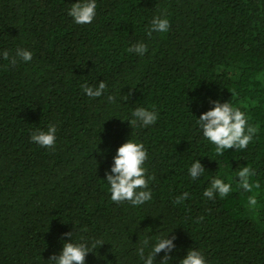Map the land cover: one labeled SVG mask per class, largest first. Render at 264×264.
Listing matches in <instances>:
<instances>
[{
    "label": "trees",
    "instance_id": "trees-1",
    "mask_svg": "<svg viewBox=\"0 0 264 264\" xmlns=\"http://www.w3.org/2000/svg\"><path fill=\"white\" fill-rule=\"evenodd\" d=\"M76 2L0 0V264H50L69 242L91 249L84 264H144L138 249L147 258L162 234L174 247L153 264H180L190 249L209 264H264V0H97L88 24L68 16ZM158 14L170 30L149 37ZM139 43L143 57L127 51ZM102 81L101 97L82 93ZM214 102L236 104L259 126L245 149L216 155L202 137L196 117ZM139 106L154 107L157 122L133 125ZM49 124L56 144L42 148L30 133ZM133 137L155 177L139 206L111 201L106 187L118 147ZM195 159L205 172L193 181ZM247 165L255 206L235 175ZM221 173L232 191L203 197Z\"/></svg>",
    "mask_w": 264,
    "mask_h": 264
},
{
    "label": "clouds",
    "instance_id": "clouds-1",
    "mask_svg": "<svg viewBox=\"0 0 264 264\" xmlns=\"http://www.w3.org/2000/svg\"><path fill=\"white\" fill-rule=\"evenodd\" d=\"M97 0H77L68 9V16L73 18L76 24L91 23L96 17ZM170 30V20L166 15L158 14L151 18L148 29V36L152 37L153 33L161 35L167 34ZM136 52L141 57L148 51V44L139 43L137 45H129L128 52ZM5 61L13 64L17 61L9 58V51L3 52ZM18 55L23 62H31L33 52L27 48H18ZM84 95L90 98L101 97L106 89L105 82H101L96 87H91L87 82L80 85ZM107 99L111 101L112 96ZM133 125L139 120L144 126L155 124L159 118V113L154 107L139 106L132 110ZM196 117V116H195ZM202 137L211 145L216 155L223 153L225 150L235 147L236 149H245L253 140L259 126L250 122V117L241 110V107L230 102H214V106L209 110L201 113L196 117L195 121ZM30 140L35 142L42 148H53L57 140V127L55 124H49L47 130H38L30 133ZM149 158L148 149L144 143L136 138H131L120 145L116 155L113 157L114 163L111 167V173L106 178V187L110 193V199L116 203L129 202L133 206H139L152 199V191L149 183L155 179L153 175L148 174L145 162ZM188 175L193 181L198 174H204L205 169L198 159L193 160L187 168ZM239 177L238 187L246 192H253L247 197V203L255 206L257 204L256 194L253 191L258 188V183L253 179L254 171L251 165L240 167L236 172ZM223 174L214 176L210 185L203 190V197L208 200H214L217 196L226 197L232 191V182L229 178L226 182L222 178ZM218 193V195H214ZM188 192H183L175 199L176 203H180L187 199ZM155 243L151 247L147 258H144V248L138 249V253L143 259L144 264H153L156 253L164 249L174 247L173 241L162 234L154 238ZM99 243L94 241L92 247ZM147 244V241H144ZM91 249L85 246V243H65L59 257H52L50 264H84L85 256ZM180 264H209L203 251L200 249H190L188 254L180 261Z\"/></svg>",
    "mask_w": 264,
    "mask_h": 264
}]
</instances>
